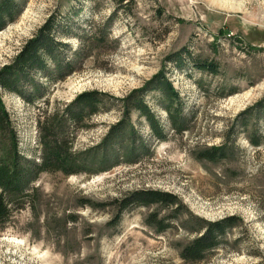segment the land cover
<instances>
[{
	"label": "rangeland",
	"instance_id": "1",
	"mask_svg": "<svg viewBox=\"0 0 264 264\" xmlns=\"http://www.w3.org/2000/svg\"><path fill=\"white\" fill-rule=\"evenodd\" d=\"M15 2L19 13L0 31V69L52 14L70 15L76 34L88 29L106 34L105 42L79 58L76 71L50 85L48 103L34 107L17 96L1 95L27 158L38 153L40 108L61 113L88 91L122 100L160 72L184 100L190 129L181 136L169 131L165 114L146 97L167 140H153L144 121L137 122L132 113L148 158L119 162L97 175L42 174L32 185L39 190L35 210L23 206L0 232V264H184L178 252L192 239L184 227L186 212L206 222L240 219L223 246L200 264L264 262V144L253 148L236 125L264 98V0H224L240 8L227 11L207 0H132L119 9L113 0ZM64 43L68 50L62 59L71 61L79 43L74 38ZM179 53L180 69L166 60ZM198 62L214 63L217 75L198 73ZM120 119L117 108L93 117L75 134L73 150L99 145ZM251 121L264 137V120ZM221 147L225 156L219 161L196 158ZM137 190L177 197L184 209L172 227L157 233L144 221L158 210L154 222L166 220L173 208L119 211L117 200Z\"/></svg>",
	"mask_w": 264,
	"mask_h": 264
},
{
	"label": "trees",
	"instance_id": "2",
	"mask_svg": "<svg viewBox=\"0 0 264 264\" xmlns=\"http://www.w3.org/2000/svg\"><path fill=\"white\" fill-rule=\"evenodd\" d=\"M113 1L118 9L132 2ZM18 13L19 6L15 0H0V31ZM74 27L70 15L52 14L24 42L11 63L0 69V232L10 225L14 213L23 206L27 205L32 211L35 210L39 190L32 188V185L42 174H61L64 177L97 175L119 165V162L137 164L143 156L148 158L149 148L131 123L132 113L137 114V122L141 119L144 121L153 140L164 142L167 140V133L152 107L145 101L146 97L150 96L154 106L165 114L169 131L181 136L190 129L188 116L184 112V100L165 74L160 72L141 89L122 100L97 91H88L76 96L61 113L54 110L48 114L39 111L45 110L40 108L36 120L38 153L30 158L23 155L17 132L1 95L7 93L17 96L34 107L48 100L46 95L50 85L63 81L66 76L76 71L79 58L94 45L105 42L106 34L101 30L96 33L88 29L84 34H76L73 32ZM69 38L78 41L79 49L72 52L71 61H64L62 53L68 50L64 40ZM166 60L178 69L183 64L180 53L169 56ZM194 67L200 74L215 76L218 73L217 66L212 62L194 63ZM46 103L48 101L44 104ZM115 108L120 110L121 119L109 128L100 144L75 152V134L87 128L86 123L93 117ZM253 119L264 120V98L252 109L242 113L236 122L246 134L248 143L253 148H258L264 144V137L258 133V129L253 128ZM224 151L222 147L212 148L198 153L196 158L216 162L224 158ZM117 204L120 212L129 206L173 208L171 217L166 220L154 222L159 210L145 218V225L157 233L172 227V223L178 219L177 215L184 209L175 195L159 190H137L128 197L117 200ZM186 213L187 226L184 227L192 234V239L181 246L178 252V257L184 264H200L210 258L223 246L228 233L240 222L235 216L206 222Z\"/></svg>",
	"mask_w": 264,
	"mask_h": 264
},
{
	"label": "bare ground",
	"instance_id": "3",
	"mask_svg": "<svg viewBox=\"0 0 264 264\" xmlns=\"http://www.w3.org/2000/svg\"><path fill=\"white\" fill-rule=\"evenodd\" d=\"M208 1V3H210L211 5H213V6H215V7H220V8H222L223 10L225 9L226 11L227 10H230V9H235V10H238V9H240L239 7H233V6H227L226 4H225V2H224V0H207Z\"/></svg>",
	"mask_w": 264,
	"mask_h": 264
}]
</instances>
